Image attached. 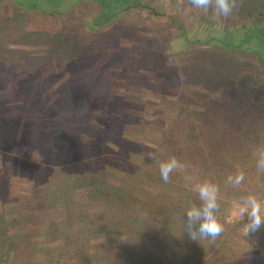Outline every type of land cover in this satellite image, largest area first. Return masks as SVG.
I'll list each match as a JSON object with an SVG mask.
<instances>
[{"label":"rangeland","instance_id":"374dc122","mask_svg":"<svg viewBox=\"0 0 264 264\" xmlns=\"http://www.w3.org/2000/svg\"><path fill=\"white\" fill-rule=\"evenodd\" d=\"M8 1L10 8L0 4V206L5 219L9 216L15 222L7 227L0 221V240L12 239L19 249L13 264H89L92 254L101 258L99 264H131L138 259L157 264L154 257L160 264H264V227L246 235L242 227L247 216L230 220L234 203L248 195L262 202L264 214V171L256 166L261 145L255 141L259 136L264 139V115H256L264 106V15L259 14L264 13V0H256L258 11L247 12L236 4L227 16L215 15L213 6L207 12L194 8L191 0ZM139 3L162 17L150 27L148 37L155 38V45L148 44L150 38L135 37L136 54L119 52L116 38L103 37L100 43L96 33L84 38L82 28L79 33L58 32L51 21H33L41 12L77 13L88 4L98 14L92 24H101ZM179 29L190 39L213 34L235 58L228 52L210 55L212 50L193 48L181 59L182 41L170 44L179 37ZM54 39L60 42L55 44ZM145 47L149 54L142 59L140 50ZM211 67L223 69L232 79L210 78ZM235 91L237 95L229 99ZM188 111L205 113L208 121L204 119L200 127L208 130L196 122L187 132L188 121L182 122L200 117L180 118ZM177 117L180 123L174 120ZM213 125L220 133H213ZM228 133L244 144L238 146V157L230 141L212 138ZM174 150L185 167L165 183L159 163ZM207 151H213L208 159L202 157ZM84 164L93 172L103 167V180H126L133 201L134 195L140 202L117 210L113 222L137 215L155 227L156 243L131 234H109L112 226L80 231L81 223L66 221L64 205L70 203L67 208H71L77 203L62 200V190L71 192L75 184L79 186L69 173L81 175ZM238 173H243L244 181L239 186L229 184L227 177ZM205 180L219 186L215 214L224 230L192 249L182 241L184 228L178 223L174 226L180 229L166 228L178 215L180 221L187 220L186 210L192 204L200 206L193 189ZM115 188L106 185L102 191L114 193ZM97 200L91 198V204ZM98 211L89 214L94 217ZM53 221L59 227L56 245L46 237ZM81 232L82 238L75 236ZM65 237L76 245L62 244ZM198 252L202 254L197 256Z\"/></svg>","mask_w":264,"mask_h":264},{"label":"trees","instance_id":"16d2710c","mask_svg":"<svg viewBox=\"0 0 264 264\" xmlns=\"http://www.w3.org/2000/svg\"><path fill=\"white\" fill-rule=\"evenodd\" d=\"M8 2H9L8 0H0V4L8 5L7 7L10 8ZM236 4H238V6H240V5L243 6V9L245 8V10L247 12H250L253 9H255L254 11H258L256 6L257 5L260 6L256 0H254V2H252L251 0H247V2H245V3L243 2V0H236ZM253 5L255 7L251 8V6H253ZM19 12H22V11H19ZM76 12L77 13L68 11V13H66V12L64 14L61 13L59 16H58V14L56 15L55 13H50L51 16H48V15L43 14L41 12L40 15H37L36 18H33V21H34V23H35V21L38 22L40 20H42L43 22H46V23L51 21V22H53V24L58 26V29H60V31H58V32H62V29L63 30L69 29L73 33H79L78 31L82 28L84 31V34L83 33H80V34H82L84 36L85 34L96 33L95 35H97V34L98 35L95 38L99 39L98 40L99 42L103 41V37H106L109 39L113 38V41L116 38L115 43L118 42L120 44V47L118 48L119 52L120 51H128V52L132 51V53H133L136 51L132 47L133 43L138 40V39L136 40L135 37H139V39L150 38V37H148L150 34V30H151L150 27L155 26L154 25L155 19H156V21H158L157 19L162 17V15L155 12V9L153 7L149 6L148 4H141V3L134 4L133 6L128 7L126 9V11L123 10V11L119 12L117 15L115 14V16L112 17L111 20L103 22L101 24L100 23L99 24H97V23L92 24V21L95 20V15L97 14V11H95L93 9V7L89 6L88 4L84 5L83 9L79 8L78 11H76ZM25 14H27V13H25ZM259 14L264 15V13H259ZM198 15L201 16L200 12H198ZM1 16H2V11L0 8V18H2ZM7 19L8 18H6V20ZM201 19L203 20L202 17H201ZM130 21L135 23V27L131 26L132 23ZM141 22H142V25H141ZM136 25H137V27H136ZM131 27L135 28L134 33H137V36L134 35ZM220 29L221 28H218V30H220ZM24 33H27V30ZM24 33H22L23 36L27 35ZM55 34H57V33H55ZM211 35L212 36L208 37L207 39L201 38V37L199 38V36L190 39L189 35L183 29H179V37H177L176 39L172 38V40H171L172 42H170V44L175 43L176 41H180V40L182 41L181 42V49H183V51L181 53V59H185L188 56L189 51L191 52L193 50V48H196V50H194V51H199L202 49L203 50H212V51H209L210 55L218 54L220 52H223V53L228 52L229 54L231 53V51H229L228 49L220 47L219 41L215 38H212V37H214L213 34H211ZM23 36H21L22 40H23ZM41 37H42V35H41ZM84 38H85V36H84ZM147 40L148 41L151 40L150 43H148L149 45L150 44L155 45V38L154 37L152 39L150 38ZM173 40H174V42H173ZM54 41H55V39H54ZM20 42H22V41H20ZM50 42H52V41H50ZM59 42L60 41H55V44L56 43L58 44ZM61 42H62V40H61ZM76 43H78V42H76ZM64 44H66V41H64ZM125 44H130V46H128L129 48L125 47ZM56 46H51V47L56 48ZM110 46H112V45H110ZM144 46L145 45L143 44L142 46H139V47H144ZM172 46H173V44H172ZM82 50H83V48H82ZM101 50H104V48L101 47ZM77 51L79 53V46L77 48ZM85 52H86V48H84V54H85ZM136 52H135V54H136ZM140 52H141V55L143 56L142 59H144V55L149 54V51H147V47L140 50ZM135 54H133V56H131L132 59L136 58ZM141 55H139V56H141ZM75 58H71V59H69V61H73V60H75ZM230 58L232 59L235 57H233L232 54H230ZM61 62H63V61H61ZM207 74L209 75L210 78L220 77L221 79L228 80V81L230 79H232L231 75L229 76L228 72L227 73L224 72L223 69L220 72H218V70H216L215 67H213V68L211 67V70L207 71ZM232 91H234V90H232ZM235 95H237V92L234 94H230L229 99H232ZM161 111L162 110H160L159 113H161ZM213 112L215 114L217 113L216 110ZM192 114H195L196 116H200V117H198V118L193 117L194 119H191L190 121H189V119L188 120L186 119L184 121L182 120L183 124L188 121L189 127H187V132L193 131V127H192L193 123L198 122L199 127H200V124H201L200 122H204V119H205V122L208 121V120H206L207 118L205 116V113H203V112H198V113L195 112L194 113V112L188 111V112L183 113L180 116V118L189 117ZM256 115H262V116L264 115V106L262 107V111L258 112ZM180 118L177 117L174 120L178 121L180 123V121H181ZM189 118H191V117H189ZM213 126H215V127H213ZM213 126H212L213 129L216 130L213 133H220V130L218 128H216V125H213ZM205 128H207V127H205ZM205 128L200 127V129H203V130H206ZM207 130H208V128H207ZM211 131H212V128H211ZM203 132H205V131H203ZM212 138L217 139V140L218 139H227L228 141H230L234 147L232 152H237L240 149V148L238 149V146L240 144H241L240 145L241 148H243L242 146L244 145L241 142H237V139H232V138H236V137L230 136L229 133L226 135H223V136L222 135L221 136H218V135L212 136ZM262 138L263 137L259 136L255 141L259 142V144L261 145V146H259L261 148V153H264V139H262ZM186 139H189V137L187 136ZM195 141L196 140H194L193 142H195ZM257 142H255V144ZM257 146H258V143H257ZM171 152H170L171 154L168 155V158L173 157V156L176 158L179 157V154L177 153V151L174 150ZM212 153H213V151H207V152H205L204 155H202V157H206V159H208L209 157L212 156ZM214 156H216V155L214 154ZM238 156H240V151H238L237 157ZM184 161H186V160H184ZM187 161H190L192 164L196 163L194 159H190V158L187 159ZM104 163H105V161H104ZM88 164H92V162L91 163L88 162ZM150 164H152V163H150ZM237 165L241 166L242 164L239 162V164H237ZM108 167H109V165H108ZM82 168L83 169L86 168V170H82L81 172H79V173H82L81 175L80 174L77 175V173H69L68 172L70 174L69 177L72 178V180H74V178H77V179H75V182L79 181L80 182L79 186L75 184L74 187L72 188L71 192L69 190H67V191L62 190V200L66 201V202L72 201L71 203H75V202L77 203L74 207L72 206L71 208H67V206L70 205V203H66L64 205L65 209L67 211V212L65 211V214H66L65 218L67 219L66 221L70 222L71 220H74L73 222L81 223L84 227H79L80 231H84L86 229V227H87V229L89 228V229L97 230V229L106 228V230H107L108 227L110 228V226H112L111 229L109 230V234H120L121 236L126 235V237L133 235V236H136L139 238H143V240H145L147 242L156 243L155 242L156 240L154 239L155 227H153V225L152 226L149 225L150 222H148V221H143L141 219H138L139 217L137 215H135V217H133V218L129 217V219H127L126 221L121 219L122 221L119 220L120 222L119 221L113 222L112 217L114 214H117L119 212L117 210L122 211V208L125 209V205L128 206V203H130V202H133L132 205H135L137 202H140L139 198L135 197L134 195H133V197H134L135 202L133 201V198L130 196V195H132V190L130 187L127 186V184H125L126 180H123V179L120 181L119 180H112V179H109L108 177H104L105 180H103V175H104L103 167L95 170V172H93L92 168L87 169L85 164L83 165ZM105 168H107V167H105ZM146 179H148V177H146ZM106 185H112L113 188L116 187L114 193L112 192L113 194L109 193V191L108 192L102 191V188L105 187ZM118 189L120 191H118ZM139 193L140 194L143 193L144 195H146V192H143V191H140ZM94 197L99 198V200H97V202H96V205H92L91 201H90V199L94 198ZM116 202L118 203V205ZM181 206H182V204H181ZM183 207L184 206H182V208ZM96 208L100 209V211H98V213L94 214L95 216L92 217L93 214L92 215L89 214V211L96 209ZM179 209H181V208H179ZM4 210H5L4 206L1 205L0 206V221H3L4 224H7V227H11V226H13L15 221H13V218H10L9 216H6V219H5V217L2 215L3 214L2 212H4ZM175 212H177V211L175 210ZM91 219H93V221H91ZM175 219H176V221H170L171 223L168 226L169 228H166V229L175 230V229H180V227L184 228V229H180V235L183 234V232L185 234L182 241L186 242L185 244H188L192 249H198L199 246H201L204 239L199 238V235H198L197 240L193 241L190 238L189 232L192 231L193 229L198 228L199 222H197L195 225H193L192 228L190 229L189 224H188V220L183 219V221L182 220L180 221L179 215ZM164 220H166V218H164ZM55 222L56 221L52 222L55 225H53V227H51L48 230V233L46 236L47 239H53V240H50L51 242H53L52 245L60 244V243H56L57 242L56 240L59 239L57 237V235L59 233V227ZM158 222L155 221V225H158ZM174 222L178 223V225L180 227H177V226L175 227ZM70 224L71 223H67L66 227L69 228ZM128 234H131V235H128ZM75 236L78 238H82L84 236V232L76 234ZM12 237H14V236H12ZM8 239H9V237H8ZM185 239H187V241ZM11 241H12V239L7 240V237H5V236L2 240H0V264H13V263H15L17 255L20 253L19 249H16L14 244ZM81 241H83V239ZM74 242H77V241H72V239H69V237H65L61 243L62 244L64 243L65 245H70L72 243L75 246L76 244H74ZM17 243H18V241H17ZM54 247H52V248H54ZM195 252H197V251L195 250ZM201 254H202V252H198L197 256H199ZM89 256L91 258L89 264H99L100 262L102 263L101 258L99 256L96 257L95 254H92ZM11 259L13 260L12 263H10ZM57 260H60L59 256H57ZM58 262L56 264H58ZM155 262L157 264H160L158 262V259L156 260L154 257V263ZM81 264H87V263H81ZM131 264H143V262H142V260L138 259V260L133 261Z\"/></svg>","mask_w":264,"mask_h":264},{"label":"clouds","instance_id":"9594fccd","mask_svg":"<svg viewBox=\"0 0 264 264\" xmlns=\"http://www.w3.org/2000/svg\"><path fill=\"white\" fill-rule=\"evenodd\" d=\"M191 3L194 8L203 9L205 12H207L210 6H213L215 15L227 16L235 7L236 0H191ZM256 166L259 171H264V153L259 155ZM184 167L185 165L176 157H169L167 160L159 163L160 177L167 183L171 174L182 171ZM243 181V173L227 177V182L233 186H239ZM193 190L198 194L200 206L192 204L186 210V216L190 229L197 222L199 224L198 228L189 232L190 238L195 241L199 234V238L210 237L214 240L224 230L223 224L218 221L215 214L219 209V186L205 180L195 185ZM261 206L262 202L255 195L243 197L234 203L233 207L235 211L230 220H243L247 216L248 222L243 225L242 231L246 235L255 233L264 227V214L261 212Z\"/></svg>","mask_w":264,"mask_h":264}]
</instances>
